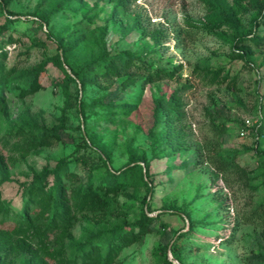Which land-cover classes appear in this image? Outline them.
I'll list each match as a JSON object with an SVG mask.
<instances>
[{"label":"rangeland","instance_id":"obj_1","mask_svg":"<svg viewBox=\"0 0 264 264\" xmlns=\"http://www.w3.org/2000/svg\"><path fill=\"white\" fill-rule=\"evenodd\" d=\"M238 1L250 0H219V5L206 0H11L7 8L0 0V47L6 52V67H17L10 89L35 65L62 55L69 46L70 64L87 62L104 47L112 54L131 50L155 67L183 64L173 78L159 82L124 84L123 78H113L82 91L79 81L67 80L51 62L41 77L44 89L26 98L15 89L7 92L0 104L1 204L20 209L35 174L72 153L88 156L89 165L96 166L109 152L112 172L139 163L148 184L120 193L107 221L80 215L71 237L65 236L63 242L51 238L44 245L34 234L7 230L2 244L12 248L14 264H59L57 251L63 249L62 255L70 258L90 236H105L114 225L142 217V211L157 218L152 231L126 246L113 264H161L160 249L166 244L175 264H264L263 226L243 221L245 215L264 211V45L233 44L230 36L235 29L227 25L205 27L216 10L229 9L239 32L250 34L255 12L235 14L231 8ZM58 4L60 9L44 23L38 11L50 12ZM260 29L264 32V24ZM155 32L161 33L160 44L153 39ZM2 37H13V42ZM206 67L221 69L226 81H213L202 71ZM82 97L114 99L127 108L117 112L122 114L116 122L106 121L108 109L103 107L88 109L82 116L78 112ZM158 102L172 104L160 109L164 118L173 119L157 122ZM63 108L74 142L65 133V142L22 158L2 141L19 127L40 130L55 125ZM246 119L251 126H246ZM216 123L224 124L225 132L217 131ZM87 126L94 144L78 150ZM163 130H169L180 147L174 150L157 139ZM213 153L235 155L249 179L218 172L209 159ZM83 165L71 168L85 176ZM125 203L129 212L121 210ZM224 217L239 220L238 229L224 226L231 223H223ZM8 226L0 224V229ZM102 249L104 255L105 245Z\"/></svg>","mask_w":264,"mask_h":264},{"label":"trees","instance_id":"obj_2","mask_svg":"<svg viewBox=\"0 0 264 264\" xmlns=\"http://www.w3.org/2000/svg\"><path fill=\"white\" fill-rule=\"evenodd\" d=\"M4 7L10 4L11 0H1ZM209 4L219 5V0H206ZM62 4L53 7L52 11H38L39 17L44 23L48 24L53 11L59 10ZM235 14L255 12L253 24L255 29L250 34L239 32L232 20V15L228 10H216L211 22L205 27L219 28L227 25L235 29L230 36L233 44L238 42L251 43L255 46L264 45V32H261V25L264 24V0H250L249 2L238 1L233 8ZM52 12V13H51ZM10 15L13 13L8 10ZM4 28V27H3ZM245 34V35H244ZM154 41L160 44L161 33L152 34ZM4 41L13 42V37H2ZM1 42V41H0ZM71 47H65L63 54H56L47 57L44 61L35 65L32 71L20 82H16L12 89L11 75L17 72V67H6V52L0 47V104L6 100V94L9 90L15 89L22 98L34 95L45 88L42 83V74L47 71V65L53 63L59 66L69 81H79L81 90L85 91L88 85H101L104 82H111L113 78H123L122 83L126 84L130 80H142L143 84L155 83L164 79L173 78L177 71L183 69V64L176 65L174 68H166L162 66H154L147 59L136 55L131 50H123L117 54L110 53L104 47L93 59L70 64L67 52ZM71 69V72L67 70ZM207 76H212L213 81L223 83L227 79V75H221V69H213L206 67ZM234 79H231L233 82ZM80 108L78 112L85 115L86 110H94L95 107H103L108 109L106 114L107 122H116L118 120L120 110L127 108L123 102L120 103L114 99L104 101L102 99H93L88 101L81 98L79 101ZM161 105H165L169 109L171 103L158 102L156 107V120L163 123L165 118L173 119V115L163 117L160 109ZM178 106V105H175ZM69 114L63 108L59 122L53 126H42L40 130H33L26 126L19 127L15 131H8L2 141L6 146L11 148L25 158L34 151L43 147H51L57 143L65 142L64 134L68 132ZM216 122V120H214ZM217 131L225 132V125L216 123ZM264 128V126L262 127ZM69 138L74 142L72 134L67 133ZM89 137V141L86 138ZM157 139L172 149H177L176 137H173L169 130H163ZM94 144V139L90 135V127L87 126L85 134L82 136V143H79L77 149L82 146L90 147ZM210 162L214 168L224 174L237 176L241 180H248V170L242 166L235 155L213 153L210 155ZM112 161L111 154L105 153L102 157V163L96 166L89 165V157L86 155H78L72 153L67 157L59 159L55 167H45L44 172L35 174L33 182H31L24 191L20 209H10L7 205L0 203V224L6 229H0V264H14V257L10 255L12 248H7V243L2 244V236L6 237L9 229H15L16 234H31L40 238L45 243L54 238L57 242H63L65 236L71 237V230L79 220L80 215L91 214L97 222L107 221L109 215L114 210V201L118 195L127 191L131 187L140 185H148L145 180L143 167L139 163L131 165L122 171H111L109 163ZM72 164H84L86 175L83 176L80 171L72 169ZM148 174V166H147ZM52 178V179H51ZM248 185V182H245ZM2 191L0 189V198ZM131 207L126 203L121 207L122 211L129 212ZM256 211V210H255ZM128 214V213H127ZM142 217L134 221H123L118 225H114L110 232L105 236L98 234V240L92 235L83 243L79 251L70 258L62 255L63 249L56 256L59 264H113L120 252L126 247L144 239L148 232L152 231L151 225L157 219L149 216L142 211ZM245 223L261 224L263 226L262 234L264 236V211L262 213L253 212L244 216ZM224 226H231L233 230L239 227V220L232 221L223 218ZM231 242L232 239H226ZM105 245V254H102V246ZM169 244L161 246L159 260L161 264H175L173 259L168 257ZM5 250V253L3 252ZM3 252V253H2Z\"/></svg>","mask_w":264,"mask_h":264},{"label":"built area","instance_id":"obj_3","mask_svg":"<svg viewBox=\"0 0 264 264\" xmlns=\"http://www.w3.org/2000/svg\"><path fill=\"white\" fill-rule=\"evenodd\" d=\"M251 124H252L251 120L250 119H246V126L249 127V126H251Z\"/></svg>","mask_w":264,"mask_h":264}]
</instances>
